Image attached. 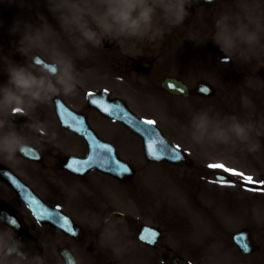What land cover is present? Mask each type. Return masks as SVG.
<instances>
[{"label":"flooded vegetation","instance_id":"flooded-vegetation-1","mask_svg":"<svg viewBox=\"0 0 264 264\" xmlns=\"http://www.w3.org/2000/svg\"><path fill=\"white\" fill-rule=\"evenodd\" d=\"M213 7L215 6L205 7L197 0H187L189 16L182 24L167 31L163 39L155 42L120 37L109 38L100 48L88 46V54L83 58L77 55L70 41L60 44L59 49L74 59L80 81L77 92L71 96L55 97L49 103L40 105L28 113L27 117L34 125H42L44 131L49 133L45 135L41 131V134L37 135L24 131L28 142L39 149L36 153L42 161L45 157L52 158V161L46 165L42 161L21 157L20 153H17L16 158L12 160L0 155V218H15L20 225L16 235L18 236L20 231L26 232V239L23 241L29 245L30 251L43 257L44 264H67L65 251L73 256L76 264H109L112 254H115V250L109 246V236H105L103 230L113 221H107L106 216L102 223L98 225L94 223L95 217L87 214L80 205L83 190L72 184V180L78 177L62 167L68 156L79 155L71 154L76 153L78 147L84 146L80 150L81 154H84L87 152V146L84 140L61 127L56 114V101H60L77 115H82L86 124L94 131L105 128L104 123H111L112 120L96 110L89 93L100 94L96 98H103L108 104L117 100L124 102L131 109L144 108L151 113V117L158 120L159 110L172 107L177 97L161 90L160 84L165 77L182 80L192 92L200 82H196L192 88L187 79L192 76V63L203 53H207L205 50L207 43L214 44L212 41L214 29L209 30L207 27L209 10ZM214 46L217 48L215 44ZM21 48L19 41L13 43L8 41L7 47L2 50L0 86L8 80L5 70L6 61L11 60L21 65L32 63L36 50L30 58L23 54ZM73 51L74 53H71ZM229 72L234 75L233 70ZM158 91L163 93L161 97L157 94ZM167 98H171V101ZM12 122L17 125L16 128L18 126L21 128L22 124L18 117H14ZM114 124L120 125L117 122ZM54 132L56 134H52ZM98 135L102 139L106 137L103 134ZM107 135H109L108 129ZM32 154V151H28L27 157L33 156ZM5 173L15 175L46 205L66 206V210L62 209V211L74 223L75 228L81 227V234L75 237L69 236L50 225L39 223L23 201L21 192L4 180ZM97 174L101 183L100 192L93 178L86 181L87 189L92 194L88 209L96 203V196L102 203L109 204L106 194L107 176L100 172ZM123 181L125 180L120 182ZM80 221L83 223L81 224ZM0 226L7 227L6 224ZM164 249L169 251L166 245Z\"/></svg>","mask_w":264,"mask_h":264},{"label":"clouds","instance_id":"clouds-1","mask_svg":"<svg viewBox=\"0 0 264 264\" xmlns=\"http://www.w3.org/2000/svg\"><path fill=\"white\" fill-rule=\"evenodd\" d=\"M45 2L81 58L88 54V46L100 48L109 38L161 40L190 14L187 0H102L100 5L82 0ZM213 26L212 41L224 54L222 62L246 65L264 59V0H233L215 16ZM12 31L21 33L25 56L31 58L39 49L47 59L41 56L35 63L23 65L6 61L8 80L0 86V155L9 160L35 147L28 142L24 128L29 132L44 131L40 124L22 125L18 131L12 117L27 116L60 95L71 96L80 83L73 57L59 48L48 50L50 26L17 20ZM184 132L190 148L213 158L228 159L236 151H259L264 126L209 107L193 111ZM112 218L114 214L110 213L108 219ZM4 224L7 227L0 226V264H44L43 257L30 251L29 245L17 237L20 225L15 218H0V225Z\"/></svg>","mask_w":264,"mask_h":264},{"label":"rangeland","instance_id":"rangeland-1","mask_svg":"<svg viewBox=\"0 0 264 264\" xmlns=\"http://www.w3.org/2000/svg\"><path fill=\"white\" fill-rule=\"evenodd\" d=\"M221 6H225V2L222 3ZM224 8L227 9V7H223V9ZM53 19V16L47 10L45 0H42L41 3H38V0H14V5L13 0H0V45L3 46L8 43V41L11 43L21 41V33L12 31L14 22L17 20L31 23L33 26H50L52 31L50 32L46 41L52 40L53 38H58V36H61L60 33L62 30L58 21ZM36 50L39 51V49ZM221 65L224 75L229 68L228 66H232L234 70L236 69L238 71L240 77L239 80L230 78L229 81L225 83L224 76H221L215 71L211 73L214 74V76H210V74H202V77H206L205 79H208L212 82L217 80L215 84L217 85V94L214 99L210 100V102H217V106L222 114L236 115L242 119H251L258 122L261 126H264V113L257 111L255 105H259L260 109L263 111L264 96L262 94V83L256 77V72L260 67H264V59L253 60L251 63L246 65H241L235 62H222ZM234 85H236V87H234ZM195 108L196 105L190 112L191 114L193 111L200 110V107L197 110H195ZM189 120L190 119H185L183 122L188 124ZM110 129L120 130V133L124 137L126 144H132V141L129 140L130 136L127 134L126 137L124 130L120 129L118 126H110ZM259 140L261 147L259 151L255 153L249 154L246 152L236 151L234 153H230L228 159H207V162L214 161L216 163H223L229 168L236 169L240 172H243L245 175L252 176L256 181V184L247 185L244 187L238 185L221 186L218 184L213 186L217 190L218 197L220 196V198H222L223 204L233 203V205H236L239 210H236L234 207L231 208V205L229 207H225L227 208L225 210L227 216L225 213H223L221 220H217L215 217H210L211 214L208 212L207 217L205 218L207 222L202 221L200 218L198 224L202 233L198 238H193L191 242L192 250L193 247H203L206 241L208 243L210 239L214 241V239L217 237H213L212 232L217 230L225 231V233L219 238L218 243L224 241L231 247L227 254L224 253L225 258L222 257L221 251L217 249L218 244H216L215 247H210L208 249L209 254L206 258L205 264H215V260L219 264H231L230 261H234L235 263L237 262L238 264H264V190L260 189L261 183L264 182V136H261ZM123 156L128 160H136L140 158L132 157L127 153H123ZM196 159L197 161L200 160L199 158ZM150 170L151 171L146 175V179L149 181V183L146 181L142 184V178H136L131 184H129L127 188V198L132 201L137 199L136 196L139 195V192L145 188L144 193L146 192L148 195L147 202L155 199L153 187L156 189L160 188L156 179L168 180L169 177H166L161 169L155 168ZM164 173H166L171 178H176L179 177V174H184L189 176V181H192V173L185 169L166 167ZM237 178L239 181L242 180L239 176H237ZM111 183L118 185L114 182ZM194 185H192L189 190H187L186 183L183 185L185 190L181 185H178L177 187L181 188L183 191H186L187 197L190 198L196 193L194 191ZM249 187L255 188L257 190H246ZM166 188H170V186H167L164 189ZM160 192L161 191L157 192V197H159L161 194ZM203 193L206 197L215 196V190L207 186L203 187ZM180 203L185 204L183 201ZM242 206L244 208H242ZM137 207L138 203L133 201V209L130 208V210L127 211L134 215L133 210ZM200 212L205 213V211ZM160 217L164 218L163 221L165 224H171L169 216L166 217L160 215ZM242 228H251L252 230L255 229L253 232L254 239L260 247L256 251V254L252 255L251 257H242L237 255V250L234 249L232 244H230V236ZM173 230L176 231V229ZM183 235L184 231L181 230L179 232V236L183 238ZM170 243L176 249L184 251L183 254L185 256H189L186 253V250L180 247L178 243L173 241ZM225 246V244H222L223 249ZM192 258L193 256L191 257V260L193 261Z\"/></svg>","mask_w":264,"mask_h":264},{"label":"snow or ice","instance_id":"snow-or-ice-1","mask_svg":"<svg viewBox=\"0 0 264 264\" xmlns=\"http://www.w3.org/2000/svg\"><path fill=\"white\" fill-rule=\"evenodd\" d=\"M170 89L183 91L182 86L178 85L175 82H170L167 85ZM202 93L207 94V88H201ZM91 99V102L96 104L100 109L114 116L117 119L125 120L130 126H133L137 129H140L144 135L148 138L147 150L149 156L154 160L169 159L171 161H180L184 158L180 147L178 145L167 144L163 139L160 138V133L155 129V121L151 119L136 120L130 116V114L119 104H108L103 98H96L93 93L88 94ZM63 108V105L60 106ZM66 112V109H65ZM68 120L72 124L76 125V130L79 131L84 125V120L73 116L71 113H67ZM66 120V123L68 122ZM92 145L94 147L91 149L92 155H90L85 160L72 159L66 166L77 173L83 174L92 167L108 168L111 172L116 175H124L130 172V169L127 165L122 164L112 153L113 148L110 145L100 143L93 136ZM35 157V154H32ZM36 158V157H35ZM209 169L212 170H222L224 173L229 175L239 176L246 185L256 184L254 178L250 175H245L243 172H240L236 169L229 168L223 163H212L208 165ZM214 183H219L221 186H235L231 182H228L224 177H218ZM22 187V186H21ZM260 189L264 190V182L261 183ZM248 191H255V188H247ZM26 200L29 203L30 207H33L37 218L40 220H48L53 223H56L60 228H63L67 232H71L73 235L75 233L72 231L70 221L67 217L60 215L59 209H48L43 206L37 199H35L30 194H27ZM11 220V218H8ZM15 222V221H13ZM159 235L158 232L154 230L144 229V233L140 236L141 240H145L149 243H155L156 237ZM241 247L245 252L249 251L247 243L244 241V237L240 238Z\"/></svg>","mask_w":264,"mask_h":264}]
</instances>
